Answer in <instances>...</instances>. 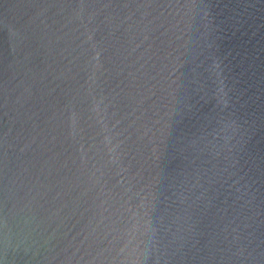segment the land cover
Returning a JSON list of instances; mask_svg holds the SVG:
<instances>
[{"label": "water", "instance_id": "obj_1", "mask_svg": "<svg viewBox=\"0 0 264 264\" xmlns=\"http://www.w3.org/2000/svg\"><path fill=\"white\" fill-rule=\"evenodd\" d=\"M0 264H264V0H0Z\"/></svg>", "mask_w": 264, "mask_h": 264}]
</instances>
